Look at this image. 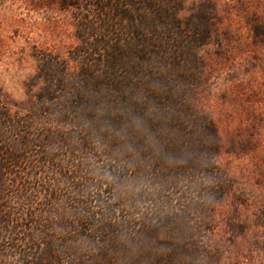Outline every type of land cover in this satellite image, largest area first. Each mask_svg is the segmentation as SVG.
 I'll return each instance as SVG.
<instances>
[{
  "label": "trees",
  "instance_id": "16d2710c",
  "mask_svg": "<svg viewBox=\"0 0 264 264\" xmlns=\"http://www.w3.org/2000/svg\"><path fill=\"white\" fill-rule=\"evenodd\" d=\"M85 1L67 56L40 52L22 100L0 87V264H218L212 1Z\"/></svg>",
  "mask_w": 264,
  "mask_h": 264
},
{
  "label": "rangeland",
  "instance_id": "374dc122",
  "mask_svg": "<svg viewBox=\"0 0 264 264\" xmlns=\"http://www.w3.org/2000/svg\"><path fill=\"white\" fill-rule=\"evenodd\" d=\"M69 1L0 0V87L14 100L26 97L40 52L66 57L77 43V9ZM211 1V41L199 49L201 96L221 139L218 164L231 182L216 211L218 264H264V0ZM90 3L94 13L97 1Z\"/></svg>",
  "mask_w": 264,
  "mask_h": 264
}]
</instances>
